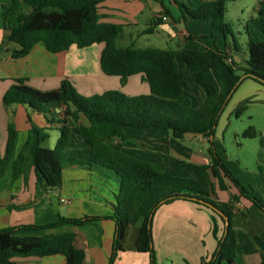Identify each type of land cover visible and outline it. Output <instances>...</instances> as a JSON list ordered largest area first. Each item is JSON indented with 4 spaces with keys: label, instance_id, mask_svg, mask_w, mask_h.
<instances>
[{
    "label": "trees",
    "instance_id": "16d2710c",
    "mask_svg": "<svg viewBox=\"0 0 264 264\" xmlns=\"http://www.w3.org/2000/svg\"><path fill=\"white\" fill-rule=\"evenodd\" d=\"M105 0H10L2 4L1 16L5 41H13L21 47L13 51L14 57L27 55L42 41L50 52L68 50L103 43L99 65L106 75H116L121 83L128 78L142 74L149 84V92L130 95L121 89H107L86 95L78 90L73 80L64 78L57 88L42 90L19 78L5 91V104H26L33 111L45 115L49 123L59 124L60 135L54 148L45 146L51 127L32 125L22 150L13 163L14 176L25 175L33 167L37 180L47 190H58L63 184V168L77 165L97 171L114 179L119 184L114 214L116 223L113 252L109 264H114L120 251L126 249L127 231L137 226L135 247L139 252L150 255L151 264H159L153 245L152 221L156 210L163 204L185 199L208 207L222 220L224 226L219 237V226L214 225L218 245L209 259L200 264H215L235 260L237 235L233 218L239 212L237 201L245 197L264 211V195L257 189L243 183L227 167L215 149L213 135L219 115L230 99L233 88L244 79H253L264 85V0L258 2L256 14L245 23L247 37L246 66L241 68L236 81L228 87L222 76L218 84L204 71L213 61L211 50L197 51L187 48H159L155 46H121L118 43L124 26L102 22L99 6ZM230 0H207L190 2L177 1L181 17H210L213 27L227 37H235L232 24L227 20V6ZM166 13L171 15L167 8ZM154 25V24H153ZM151 25L147 32L153 31ZM239 53L242 48L238 45ZM221 60L226 56H220ZM183 63L179 70L177 63ZM228 65L235 72L233 60ZM233 64V65H232ZM195 74L203 86L206 96L199 107L184 103L186 76ZM57 103L60 112L52 110ZM246 106L237 108L239 113ZM80 114L86 116L89 125L79 122ZM50 115V116H49ZM30 116V115H29ZM56 116V118H54ZM52 124V125H53ZM162 128L176 139H183L186 133L203 134L210 142L211 161L197 164L180 161L195 176H181L171 172L168 155H161L158 162L137 158L123 148L125 144H137L126 128ZM75 131L87 143L86 148L69 147ZM244 135L255 137L253 126ZM1 138V132H0ZM17 130L15 124H8L5 150L0 147V179L5 175L11 161ZM263 158L258 165L264 182V140ZM234 186L238 193L229 201L218 200L216 189L228 190ZM223 213L229 218L226 226ZM106 218L98 215L63 217L57 221L37 225L23 224L0 229V264H14L15 257L50 256L62 254L67 264H85L86 251L76 246V233L66 232L54 235L15 234L20 229L50 228L65 223L82 224ZM151 225V226H149ZM227 230V231H226ZM261 264H264V256Z\"/></svg>",
    "mask_w": 264,
    "mask_h": 264
},
{
    "label": "crops",
    "instance_id": "0c3cea01",
    "mask_svg": "<svg viewBox=\"0 0 264 264\" xmlns=\"http://www.w3.org/2000/svg\"><path fill=\"white\" fill-rule=\"evenodd\" d=\"M178 1L189 4L207 0ZM9 2L10 0H0V6ZM167 8L171 15L166 13ZM262 8L264 9V5ZM229 13L228 4L227 14ZM181 14L177 0H105L99 6L100 21L124 26L123 33L118 39L119 45L147 47L151 46L148 45L151 42L163 45L174 43V46L169 48L211 50L213 61L203 68L204 71L217 84L218 76H222L226 85L231 87L236 81L235 75H240L243 72L241 68L246 66V54L239 53L236 37L230 36L227 40L222 31L213 27L210 17L194 18L187 15L185 20ZM163 15H167L169 19L163 20L161 18ZM151 25L154 30L147 32V28ZM103 46V43L84 48L73 45L68 50L53 53L40 41L27 55L14 57L13 51L21 46L13 41H5L0 7L2 153L7 142L8 124L13 122L17 130L11 161L5 175L0 179V229L23 224L43 225L55 222L61 216L76 218L85 215L104 216L106 218L82 224L65 223L50 228L20 229L15 232L21 236L76 233V246L84 249L87 254L85 264H109L116 233V223L110 216L114 214L113 204L116 202L119 184L106 175L77 165L64 166L63 184L58 190L45 189L37 180L33 167L28 174L21 173L15 177L13 163L23 148L31 126L33 124L39 127L52 126L49 131H56L58 139L59 124L49 123L44 114L31 110L26 104H5L3 95L19 78L26 79L28 84L42 90L57 88L64 78H69L74 81L78 90L86 95L107 89H121L130 95L149 92V84L142 74L130 76L124 85L119 76L104 74L99 65ZM222 55L226 56L223 61L220 57ZM230 59L235 65L234 73L228 67L231 65ZM182 67L183 63L178 62L177 68L180 70ZM250 80L257 83L246 84L251 90L264 93V85L253 79H244L239 85ZM186 82L184 103L199 107L206 96L205 89L196 80L193 72L188 73ZM99 87L103 89L97 91ZM252 94L250 96L253 98L258 96ZM51 108L60 112L65 106L61 108L59 104L53 103ZM79 122L89 125L88 119L83 114H80ZM126 131L137 140L136 145H124L123 149L126 152L151 162H158L161 155H168V166L174 174L195 176L180 163L182 160L197 164L211 161L210 142L203 134L186 133L183 139H176L169 131L162 128H126ZM87 146L82 137L73 131L69 147L86 148ZM221 156L225 157V155ZM247 173L242 175L245 184L264 195V182L260 173L253 172L250 175ZM98 181H102L105 188L98 186ZM237 193L234 186L228 190H220L218 187L216 189L220 201H229ZM237 208L239 212L233 218V227L237 235V256L233 263L222 261L220 264H261L264 256V211L245 197H240L237 201ZM215 223L219 226L216 235L220 237L224 224L208 207L185 199L160 206L152 221L153 245L158 263L200 264L203 258L209 259L218 245L214 233ZM137 235V226H131L127 231L126 249L119 252L114 264H151L150 255L139 252L135 247ZM14 262V264H67L62 254L15 257Z\"/></svg>",
    "mask_w": 264,
    "mask_h": 264
},
{
    "label": "rangeland",
    "instance_id": "374dc122",
    "mask_svg": "<svg viewBox=\"0 0 264 264\" xmlns=\"http://www.w3.org/2000/svg\"><path fill=\"white\" fill-rule=\"evenodd\" d=\"M259 1L260 0H230L228 2L230 13L229 15L226 14L227 20L232 24L237 43L242 48L241 52L246 54L248 51L244 25L245 21L250 16L256 14L255 8ZM148 45L159 48H169L173 47L174 43L163 45L151 42ZM246 84L257 83L250 80L242 85H238L237 88H233L228 103L218 117L213 135L215 149L220 156L225 155L224 158L223 156H221V158L230 171L243 183H245V180L242 175H245L246 172L249 173H247L248 175L253 172H259L258 165L260 164V160L258 162V159L262 160L263 158V150L261 151V147L262 141L264 140V93H256ZM111 88L115 87L111 86ZM102 89L103 87H99L97 91ZM252 93L258 96L253 98V96H250L253 95ZM237 100H240V102ZM243 105L246 107L238 113L237 108ZM251 126L255 128V137H247L244 135L245 130ZM55 132L56 131H49L50 137L45 142V146L51 148L55 147L57 142V133ZM168 149L170 148L168 147ZM222 151H224V153ZM180 175L186 176V174ZM98 182V186L105 188L102 181ZM94 186L97 187L96 184H94Z\"/></svg>",
    "mask_w": 264,
    "mask_h": 264
},
{
    "label": "water",
    "instance_id": "95a60500",
    "mask_svg": "<svg viewBox=\"0 0 264 264\" xmlns=\"http://www.w3.org/2000/svg\"><path fill=\"white\" fill-rule=\"evenodd\" d=\"M219 213L223 216L224 221H225V225H226V226H229V225H230L229 218H228L226 215H224L223 213H221V212H219ZM149 226H151V225H149ZM226 231H227V230H226Z\"/></svg>",
    "mask_w": 264,
    "mask_h": 264
},
{
    "label": "built area",
    "instance_id": "2783aa9c",
    "mask_svg": "<svg viewBox=\"0 0 264 264\" xmlns=\"http://www.w3.org/2000/svg\"><path fill=\"white\" fill-rule=\"evenodd\" d=\"M161 18H162L163 20H168V19H169L167 15H163V16H161Z\"/></svg>",
    "mask_w": 264,
    "mask_h": 264
}]
</instances>
